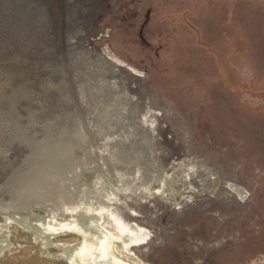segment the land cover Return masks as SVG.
I'll return each instance as SVG.
<instances>
[{
	"label": "rangeland",
	"instance_id": "obj_1",
	"mask_svg": "<svg viewBox=\"0 0 264 264\" xmlns=\"http://www.w3.org/2000/svg\"><path fill=\"white\" fill-rule=\"evenodd\" d=\"M0 264H264V0H0Z\"/></svg>",
	"mask_w": 264,
	"mask_h": 264
},
{
	"label": "bare ground",
	"instance_id": "obj_2",
	"mask_svg": "<svg viewBox=\"0 0 264 264\" xmlns=\"http://www.w3.org/2000/svg\"><path fill=\"white\" fill-rule=\"evenodd\" d=\"M71 2V0H68V3H70ZM82 5H84L85 3H81ZM72 23H73V21H71ZM119 73L120 72H116V74L119 76ZM118 78H120L119 80L121 81V80H123V81H125L122 77H118ZM121 83H123L122 81H121ZM123 85V84H122ZM159 174V173H158ZM188 178H189V176H188ZM226 182V181H225ZM39 188V187H38ZM236 188V187H235ZM41 189V188H40ZM238 189V188H237ZM36 190V189H35ZM43 190V189H42ZM233 190V189H232ZM239 190H241V189H239ZM235 191V190H234ZM238 192H240V191H238ZM170 193V195H168ZM167 192V194L165 195V198H169L171 201H175V200H177V196L175 195L176 193H174V195H172V193L171 192ZM242 194H244V193H242ZM158 195H160V194H158ZM162 196H164V194L162 195ZM180 196V195H179ZM242 196V195H241ZM177 202H180V201H177ZM177 202H176V204H177ZM39 217H41V216H37L36 218H39Z\"/></svg>",
	"mask_w": 264,
	"mask_h": 264
},
{
	"label": "flooded vegetation",
	"instance_id": "obj_3",
	"mask_svg": "<svg viewBox=\"0 0 264 264\" xmlns=\"http://www.w3.org/2000/svg\"><path fill=\"white\" fill-rule=\"evenodd\" d=\"M230 182V181H229ZM228 184H230V183H228ZM231 185V184H230ZM228 186V185H227Z\"/></svg>",
	"mask_w": 264,
	"mask_h": 264
}]
</instances>
